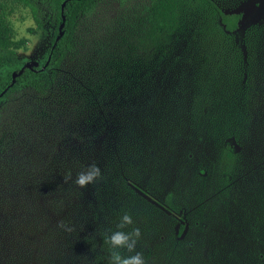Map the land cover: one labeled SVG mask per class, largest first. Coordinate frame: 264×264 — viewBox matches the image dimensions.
Masks as SVG:
<instances>
[{"label": "rangeland", "instance_id": "obj_1", "mask_svg": "<svg viewBox=\"0 0 264 264\" xmlns=\"http://www.w3.org/2000/svg\"><path fill=\"white\" fill-rule=\"evenodd\" d=\"M146 2L100 0L82 19L80 46L63 63L52 91L43 97L22 89L0 102V264H57V259L71 264L67 251L59 256L64 239L49 231L58 227L67 209L81 215L72 264H92L93 255L102 251L104 219L92 211L85 214L84 208L92 201L95 209L110 207L120 175L134 177L136 189L165 215L169 212L153 196L162 199L169 191L176 204H187L196 225L186 239L199 245L200 263L264 264V207L256 203V197L264 196V0H218L224 11H242V29L251 23L261 25L262 43L247 65L253 103L239 139L235 180L228 196L217 200L207 181L193 185V171L209 168L208 136L177 125L180 133L175 131L174 137L162 126L170 114L184 113L175 104L187 109L190 78L184 63L153 75L127 104L105 105L101 111L105 119L87 122L77 112L75 88L112 42L115 20ZM11 21L14 41H22L19 57L39 62L51 29L29 32L34 22L25 10L16 11ZM90 164H96L101 175L83 187L75 184L77 174ZM160 215L146 221L158 226L156 234L140 231L141 246L123 253L143 254L145 244L166 233L170 223ZM143 223L138 222L139 230ZM54 243H59L58 249Z\"/></svg>", "mask_w": 264, "mask_h": 264}, {"label": "trees", "instance_id": "obj_2", "mask_svg": "<svg viewBox=\"0 0 264 264\" xmlns=\"http://www.w3.org/2000/svg\"><path fill=\"white\" fill-rule=\"evenodd\" d=\"M99 1L0 0V92L5 89L0 102L22 89H31L43 97L52 91L63 63L80 46L78 34L82 30V19L94 11ZM19 10L27 11L34 22L29 32L47 26L51 29V37L38 65L24 68L8 86L11 73L18 71L26 61L17 52L22 41L17 43L13 39L11 17ZM61 14L64 15L63 34L52 47ZM119 16L122 19L115 20L117 26L113 30V40L106 45V52L101 53L100 62L92 70L87 68L83 83L75 88L77 112L87 122L105 119L101 113L105 105L127 104L153 75L184 63L183 69L188 70L190 78L187 109L175 104L176 109L182 108L184 113L170 114L162 126L167 127L168 134L174 137L175 131L180 133L177 125H187L186 128L197 136H208L212 148L209 168L198 167L193 171V185L207 181L214 199H220L221 195L227 197L239 165V139L248 124V111L253 103L250 92L252 80L247 70L250 66L247 68V65L262 43L261 25L251 23L242 29V11H224L218 0H148ZM48 55V63L41 69ZM116 181L117 189L110 207L95 209L92 201L84 208L85 214L92 211L104 219L100 242L102 251L93 255L92 264H110V245L105 243V237L112 231L129 232L143 221L139 230L141 235H154L158 226L149 225L146 221L155 220L161 217L160 214L166 216L170 225L166 233L158 234L149 246L145 244L147 250L142 254L145 264H202L196 255L199 245L186 239L196 222L190 217L191 209H187L185 202L176 200V204V198L169 191L162 199L153 196L169 212L165 215L136 189L139 184L134 177L120 175ZM257 198V206L263 208L264 196L262 200ZM125 212L133 222L117 229ZM80 217L78 210L67 209L58 220V227L49 228L53 236L64 239V242H59L63 247L59 256L67 251L71 264L75 253L76 226H81ZM61 224L67 227H60ZM141 235L136 248L142 244ZM48 241L44 236L43 242L47 247ZM59 243H54V249L59 248ZM124 250L120 249L121 254L127 256ZM64 263L57 259V264Z\"/></svg>", "mask_w": 264, "mask_h": 264}, {"label": "clouds", "instance_id": "obj_3", "mask_svg": "<svg viewBox=\"0 0 264 264\" xmlns=\"http://www.w3.org/2000/svg\"><path fill=\"white\" fill-rule=\"evenodd\" d=\"M101 175L100 169L96 164H90L84 171L77 174L75 184L83 187L93 182ZM132 217L125 212L117 224V229H122L125 225L132 224ZM60 227H67L61 224ZM70 230V229H68ZM140 235L138 228H133L129 232L115 230L105 237V243L110 245V264H145V259L141 253L136 252L132 255H122L120 249H127L131 252Z\"/></svg>", "mask_w": 264, "mask_h": 264}, {"label": "water", "instance_id": "obj_4", "mask_svg": "<svg viewBox=\"0 0 264 264\" xmlns=\"http://www.w3.org/2000/svg\"><path fill=\"white\" fill-rule=\"evenodd\" d=\"M64 3H65V1H63L61 3V10L63 9ZM63 26H64V15L61 14V22L58 25V33L55 36L54 42L52 44V47H54V45L57 42V40L62 36V34H63ZM49 57H50V55H48L46 61L41 66V69H43L46 66V64L48 63ZM37 65H38V61L37 60H28V61H25L24 64L20 67V69L18 71H13L11 73V81L8 84V86H10V85H12L14 83L15 77L18 76L19 74H21V72L23 71L24 68H32L33 66H37ZM4 91H5V89H3L0 92V96L4 93Z\"/></svg>", "mask_w": 264, "mask_h": 264}]
</instances>
